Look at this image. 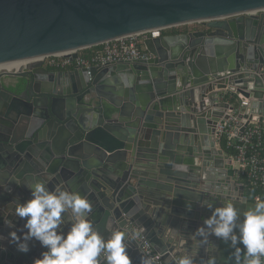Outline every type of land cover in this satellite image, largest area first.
I'll use <instances>...</instances> for the list:
<instances>
[{"label": "water", "instance_id": "water-1", "mask_svg": "<svg viewBox=\"0 0 264 264\" xmlns=\"http://www.w3.org/2000/svg\"><path fill=\"white\" fill-rule=\"evenodd\" d=\"M192 23L204 29L145 38L146 60L0 70L13 79L0 82V264L46 250L33 240L19 253L9 237L22 235L14 207L36 179L86 196L102 236L126 233L132 264L147 258L138 234L164 264L206 259L192 236L211 215L200 202L247 201L216 125L229 110L240 132L264 120V0H0V64ZM238 93L244 107L226 98Z\"/></svg>", "mask_w": 264, "mask_h": 264}, {"label": "clouds", "instance_id": "clouds-1", "mask_svg": "<svg viewBox=\"0 0 264 264\" xmlns=\"http://www.w3.org/2000/svg\"><path fill=\"white\" fill-rule=\"evenodd\" d=\"M26 187L31 198L14 207L15 216L25 221L20 230L22 235L13 230L9 237L22 254L30 251L33 240L46 249L33 264H105V261L106 264H132L125 242L126 233L117 230L107 238L102 236L88 217L92 206L86 196L67 189H49L38 179ZM200 205L210 209L211 215L192 236L197 241V248H204L207 258L197 262V251L196 255H183L177 264H217L219 254L217 246L210 244V236L229 244L231 252L226 258L229 264H264V199L256 197L254 206L243 212L242 220L230 200L222 206L205 201ZM188 210H191L190 206ZM65 215H68L67 222L63 218ZM6 223L9 229L15 228L12 220ZM66 223L69 226L65 230ZM141 264H152V261L142 257Z\"/></svg>", "mask_w": 264, "mask_h": 264}, {"label": "built area", "instance_id": "built-area-1", "mask_svg": "<svg viewBox=\"0 0 264 264\" xmlns=\"http://www.w3.org/2000/svg\"><path fill=\"white\" fill-rule=\"evenodd\" d=\"M178 27L154 28L146 32L107 40L86 48L23 60L20 61L19 66L0 67V70L18 71L20 68H25L28 63L38 60L45 68L62 70L99 66L118 61L146 60L151 58L152 54L144 47V39L159 37L164 31ZM72 53H76V56L73 57ZM224 77L226 76L217 79ZM235 99L240 107H244L248 102L247 98H244L240 93ZM240 127L241 124L236 119L235 113L229 110L228 118L216 125L215 136L219 140L216 144L232 160L236 185L243 189V194L240 197L247 200L250 198L256 202V197L264 199V120H250L242 132H240ZM227 150L231 153H228ZM247 186L254 189L251 196L246 194L245 187ZM137 237L142 240L146 257L151 259L153 264H164L161 255L153 249L151 244L142 235L138 234Z\"/></svg>", "mask_w": 264, "mask_h": 264}, {"label": "crops", "instance_id": "crops-1", "mask_svg": "<svg viewBox=\"0 0 264 264\" xmlns=\"http://www.w3.org/2000/svg\"><path fill=\"white\" fill-rule=\"evenodd\" d=\"M173 29H178V28H173ZM173 29H168L166 31L163 32L162 35H169V34H173L171 31ZM180 32L179 33H185V32H191V31H194V29H189V30H180L178 29ZM227 97H229L230 95L227 94L226 95ZM230 201H232L234 203V205L236 206L237 208V211L238 213L240 214V219L242 220L243 219V212L251 207V206H254V202H251V201H246V202H242V200H239L238 202H236L235 200H232L233 197L231 196L230 197ZM227 199H229L227 197ZM218 241V251H219V256H218V262L217 264H229L228 260L226 259L227 257H229V254L231 252V249L229 247V244L225 243L222 239L218 238L217 239ZM242 247V246H241ZM232 264H234V262H232Z\"/></svg>", "mask_w": 264, "mask_h": 264}, {"label": "trees", "instance_id": "trees-1", "mask_svg": "<svg viewBox=\"0 0 264 264\" xmlns=\"http://www.w3.org/2000/svg\"><path fill=\"white\" fill-rule=\"evenodd\" d=\"M167 32V31H166ZM173 34H176V33H179L180 31L178 30V29H173L172 31H171ZM230 97V96H229ZM226 97L227 99H230L231 101H234V102H237L236 101V99H235V97L234 96H232V97ZM224 146V144H223V142H222V147ZM228 151V153H231L229 150H227ZM246 188V194L248 195V196H251L253 193H254V189L253 188H250L249 186H247V187H245ZM247 201H251V202H254V201H252V199H248ZM255 203V202H254Z\"/></svg>", "mask_w": 264, "mask_h": 264}, {"label": "flooded vegetation", "instance_id": "flooded-vegetation-1", "mask_svg": "<svg viewBox=\"0 0 264 264\" xmlns=\"http://www.w3.org/2000/svg\"><path fill=\"white\" fill-rule=\"evenodd\" d=\"M202 29H204V26L202 27V28H200V29H196V30H202ZM184 33V32H183ZM176 34H178V33H176ZM19 66V65H18ZM48 69V68H47ZM71 69H73V68H68V69H63V71H67V70H71ZM49 70H54V71H58V70H62V69H49ZM12 80L13 79H11V78H1L0 79V82H1V84H7V85H9L11 82H12ZM9 89L10 90H14V91H16V92H20V89H18V88H14V89H12L11 87H9Z\"/></svg>", "mask_w": 264, "mask_h": 264}, {"label": "rangeland", "instance_id": "rangeland-1", "mask_svg": "<svg viewBox=\"0 0 264 264\" xmlns=\"http://www.w3.org/2000/svg\"><path fill=\"white\" fill-rule=\"evenodd\" d=\"M202 27H203V25H201L200 23H194V24L179 26L178 29H180V30H189V29L196 30V29H200Z\"/></svg>", "mask_w": 264, "mask_h": 264}, {"label": "bare ground", "instance_id": "bare-ground-1", "mask_svg": "<svg viewBox=\"0 0 264 264\" xmlns=\"http://www.w3.org/2000/svg\"><path fill=\"white\" fill-rule=\"evenodd\" d=\"M41 56L39 57H35V58H31V59H36V58H40ZM21 62L19 61H15V62H7V63H3V64H0V67H11V66H18L20 65Z\"/></svg>", "mask_w": 264, "mask_h": 264}]
</instances>
